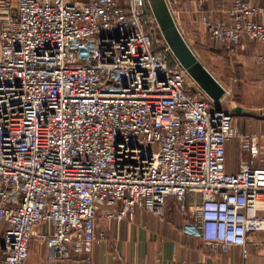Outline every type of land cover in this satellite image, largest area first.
I'll return each instance as SVG.
<instances>
[{"label": "built area", "instance_id": "built-area-1", "mask_svg": "<svg viewBox=\"0 0 264 264\" xmlns=\"http://www.w3.org/2000/svg\"><path fill=\"white\" fill-rule=\"evenodd\" d=\"M228 17L202 15L212 40L234 54L264 44L253 2ZM159 29L148 0H0L2 264H27L34 240L52 260L92 264L99 217H161L170 199L225 254L264 232V132L241 129ZM253 60L264 66V51ZM232 141L250 160L229 173Z\"/></svg>", "mask_w": 264, "mask_h": 264}, {"label": "crops", "instance_id": "crops-1", "mask_svg": "<svg viewBox=\"0 0 264 264\" xmlns=\"http://www.w3.org/2000/svg\"><path fill=\"white\" fill-rule=\"evenodd\" d=\"M170 1V9L184 38L226 89L230 90L229 85L235 86L238 82L244 83L246 89L253 83H262L264 66L253 60V54L263 52L264 44L245 41L235 54L231 53L224 45L210 38L202 22V15L211 20L227 22L228 9L234 0H203L201 10L199 0ZM250 1L264 13V0ZM153 36L162 45L168 46L160 29L153 32ZM204 57L210 58L211 66L203 62ZM234 159L237 167L245 163L244 159L247 162L250 160L248 153H241L237 141L227 145L229 173L237 171V167L230 165ZM263 165L264 161L260 160L259 166ZM96 231L104 233L105 237L94 246L92 264H216L218 261L243 264L244 258L247 264H264V232L251 234L246 245L234 246L230 253L225 254L221 249L214 250L203 242L191 214L182 213L178 203L172 199L161 217L137 208L133 221L99 217ZM50 255L47 247L34 240L27 264H87L83 259L52 260Z\"/></svg>", "mask_w": 264, "mask_h": 264}, {"label": "water", "instance_id": "water-1", "mask_svg": "<svg viewBox=\"0 0 264 264\" xmlns=\"http://www.w3.org/2000/svg\"><path fill=\"white\" fill-rule=\"evenodd\" d=\"M150 10L156 19L163 38L176 61L189 76L216 103L223 101L228 93L190 47L180 31L167 0H148ZM236 115L243 113L242 107H235Z\"/></svg>", "mask_w": 264, "mask_h": 264}, {"label": "rangeland", "instance_id": "rangeland-1", "mask_svg": "<svg viewBox=\"0 0 264 264\" xmlns=\"http://www.w3.org/2000/svg\"><path fill=\"white\" fill-rule=\"evenodd\" d=\"M203 62L207 66H211L209 57H204ZM229 88L231 93L224 99L223 106L230 110H233L235 107H242L243 113L236 115V121L239 126L248 132H264V85L262 83H253L246 89L244 83L238 82L235 83V86L229 85ZM239 158L241 157L239 156ZM263 159L264 157L261 160ZM244 161L247 162L246 159ZM231 162L230 165L236 168L235 159ZM240 164H238L237 170ZM0 264H2L1 256Z\"/></svg>", "mask_w": 264, "mask_h": 264}]
</instances>
